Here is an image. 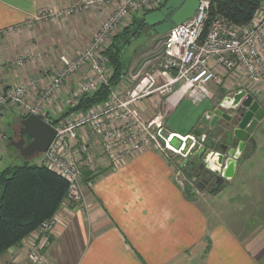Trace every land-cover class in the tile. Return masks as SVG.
<instances>
[{"label":"crops","instance_id":"obj_1","mask_svg":"<svg viewBox=\"0 0 264 264\" xmlns=\"http://www.w3.org/2000/svg\"><path fill=\"white\" fill-rule=\"evenodd\" d=\"M77 1L0 0V33L20 29L44 8L63 9ZM109 14L110 10L98 8L64 21H40L29 30L2 34L0 90L13 88L24 78L34 79L36 87L28 96L32 103L49 78L88 46ZM148 14L138 13L129 17L118 29L120 32L114 34L115 39H110L108 46L104 45V51L124 29ZM144 29L152 31L144 24L139 34L131 38L125 47L138 38ZM152 33L151 40L156 42L160 37ZM24 54L38 59L31 68L18 70L9 66ZM100 57L105 60L107 74L111 67L102 52ZM170 74L174 76L175 73ZM86 75L80 72L65 81L63 88L52 97L40 116L44 122L57 123L67 118H62L64 111L69 100L77 95ZM125 80L123 77L115 85L109 86V94L126 98L129 84ZM162 84V79L158 77L156 86ZM175 87L174 90L177 89ZM223 91L221 98L219 93L211 94L206 101L208 104L203 103L202 119L206 113L215 111L225 97L231 98L238 91L245 92L236 87H230L229 92ZM251 98L264 110L262 103ZM147 100V104L140 103L136 110L146 122L158 115L161 122L165 118V127L160 124L165 137L171 134H178V138L191 135L197 142L200 141L196 135L199 131L207 143L214 142L208 134L212 130L209 123L200 120L194 126L200 110H189L188 106L192 105L188 101L178 102L162 115V111L165 112V98L155 94ZM0 112V128L7 133V137L0 139L1 166L2 156L8 148L13 147L11 143L16 142L15 131L19 132L20 122L26 117L21 116L19 110L15 112L11 108ZM176 114H181L178 121L182 125L174 132L168 122L173 121L171 119ZM13 120L14 123L11 122ZM175 140L178 141V148L180 142ZM68 142L73 159L81 167L87 213L82 212L79 206L67 204L64 199L57 211L61 213V223L55 227L50 243L41 252V264H264V151L257 132L246 143L232 180L223 182L217 192L210 193L211 188H208L197 193L198 196L193 192L192 178L187 168L189 163L183 169L182 165L175 166L184 163L186 158L172 157L170 161L155 150H145L116 166L89 130L76 131ZM198 148L196 146L194 150ZM181 183L185 184V188L180 186ZM197 197H204L203 202H197ZM211 198L226 205L232 219L224 216L223 205L219 207L221 215L210 209L212 204L207 206L206 203ZM27 239L22 246L2 256L0 264H30L26 255L32 249V244Z\"/></svg>","mask_w":264,"mask_h":264},{"label":"built area","instance_id":"obj_2","mask_svg":"<svg viewBox=\"0 0 264 264\" xmlns=\"http://www.w3.org/2000/svg\"><path fill=\"white\" fill-rule=\"evenodd\" d=\"M197 1L198 7L193 17L158 38L154 53L135 63L129 78L138 81L134 86L128 83L126 98L111 93L106 101L88 112L75 114L57 123H47L54 128L55 138L41 155L39 164L66 181L67 204L79 206L82 212L87 213L80 185L81 172L68 142L69 136L76 131L87 128L94 133L104 153L116 166L145 150H155L171 161L172 157L187 158L196 138L191 135L178 138L180 145L173 148L172 137L166 139L163 134L160 115L148 122L142 119L136 110L137 105L152 95L164 97L169 107H175L183 100L192 106H199L211 98L208 85L214 83L224 90L230 87L242 89L245 94L264 105V1L260 2L251 20L242 26L231 23L221 13L213 11L210 0ZM166 2L167 0H79L63 9L44 8L20 29L1 32L0 36L19 32L40 21H64L98 8L110 10L88 46L49 78L47 85L32 103L25 98L30 89L31 92L35 89L34 80L21 82L0 95V110L11 106L21 107L25 112L24 114L19 110L21 116L40 118L65 81L80 72L87 75L83 78L77 95L69 100L68 106L75 107L78 98L95 92L100 86H108L105 60L100 57V53L112 37L113 31L121 27L129 17L158 11ZM33 58L35 59L33 55L19 57L12 62V66L21 68L25 63H34ZM150 62L152 68L147 70L148 67L145 66ZM171 72L175 73L174 76ZM157 76L163 81L158 87ZM188 142L190 144L187 146ZM57 216L55 214L42 222L29 238L32 249L26 258L30 264L42 263L41 252L51 241Z\"/></svg>","mask_w":264,"mask_h":264},{"label":"trees","instance_id":"obj_3","mask_svg":"<svg viewBox=\"0 0 264 264\" xmlns=\"http://www.w3.org/2000/svg\"><path fill=\"white\" fill-rule=\"evenodd\" d=\"M262 1L264 0H211V7L231 23L242 26L251 20ZM137 24V32L133 33L135 29L132 30L129 26L102 53L111 67L108 86H100L95 92L83 95L75 110H87L106 101L109 86L115 85L124 77L120 53L131 38L139 34L145 24L144 17ZM66 192V181L44 165L25 163L23 166H10L3 170L0 173V258L22 246L23 241L42 222L51 219L59 210Z\"/></svg>","mask_w":264,"mask_h":264},{"label":"water","instance_id":"obj_4","mask_svg":"<svg viewBox=\"0 0 264 264\" xmlns=\"http://www.w3.org/2000/svg\"><path fill=\"white\" fill-rule=\"evenodd\" d=\"M197 7V0H167L160 10L146 15L144 21L157 36L162 37L174 26L191 19ZM222 110L227 115L224 119L222 118L224 123L219 127L217 134L212 137L214 144H217V151H207L201 148L198 152V155L206 153L200 159L198 168L202 169L205 164V171L210 178H216L219 184L232 180L246 143L264 118V110L243 91L236 92L231 98L225 97L215 111L204 115L203 121L209 123L210 129L219 124L218 117ZM196 133L203 142L204 137L200 135L201 133L199 131ZM18 138V141L12 142L11 145L19 152L22 159H29L46 152L54 141L55 131L42 119L30 115L20 122ZM237 151L240 153L239 156L236 155ZM209 154L217 155L215 164L218 165V170L216 171L208 167ZM190 157L191 154L185 159L182 169Z\"/></svg>","mask_w":264,"mask_h":264},{"label":"rangeland","instance_id":"obj_5","mask_svg":"<svg viewBox=\"0 0 264 264\" xmlns=\"http://www.w3.org/2000/svg\"><path fill=\"white\" fill-rule=\"evenodd\" d=\"M211 1V0H210ZM140 15V14H139ZM47 22H49V21H47ZM137 23H139V20H135V22H134V24L131 26V28H132V30H134L135 28H136V26L138 25ZM122 27V26H121ZM121 27H119V28H121ZM118 27L113 31V35H111L112 37H110V39H112V38H114V34H116V33H119L120 31L118 30L119 29ZM27 30H29V29H27ZM131 30V31H132ZM133 33H135V32H137V29H135L134 31H132ZM139 32H140V30H139ZM138 32V33H139ZM128 34H130L131 35V33H129L128 32ZM130 35H127V36H130ZM153 36V33H152V31L151 30H149V29H144L142 32H141V34H140V36L138 37V38H136V39H134V40H132L131 41V43L127 46V47H125V49L123 50V53H122V60H123V64H124V71H123V73L125 74L124 75V78H126V79H129V81H127V83H129L130 82V85H131V83H132V85L134 86V85H136L137 84V81L138 80H131L130 78H129V73L132 71V69L134 68V66H135V63L139 60V59H145V57H149V56H151L153 53H154V51H155V49H156V42H152V40H151V37ZM110 39L106 42V44H105V46H108L109 45V41H110ZM130 42V41H129ZM105 46H103V49H102V53H103V51H104V48H105ZM147 52V53H146ZM27 55H30V56H32L31 54H24L23 56L25 57V56H27ZM138 57V58H137ZM135 58H137L135 61H134V63L132 62ZM17 59V58H16ZM15 60V59H14ZM13 60V61H14ZM33 60H34V63L36 62V60H38L36 57H35V59L33 58ZM141 60V61H142ZM140 61V62H141ZM15 62V61H14ZM33 62H29V63H25L24 64V66L23 67H21V68H17L16 66H12V65H9V66H11V68H13V69H18V70H22V69H24V68H31L30 66L32 65V64H34ZM133 63V64H132ZM152 62H150L149 64H147L145 67H148L147 68V70L148 69H150V68H152ZM111 72H110V70H108L107 71V74H106V77H107V79H108V84H109V78H108V76H109V74H110ZM34 79H31V78H24L23 79V81L22 82H24V83H28V82H31V81H33ZM131 80V81H130ZM126 81V80H125ZM17 85H19V84H17ZM179 86V84L178 85H176V87H178ZM175 87V88H176ZM63 88V87H62ZM223 87H219V86H216L214 83H209V85H208V89H209V91H210V93L211 94H215V93H219L218 94V96L220 95V98L222 97V96H224V91H223V89H222ZM10 89V88H9ZM7 90V89H2V90H0V95H4L7 91H10V90ZM12 90V89H11ZM226 91V90H225ZM31 92V89L29 90V93ZM227 92H229V89H227ZM27 94L26 95V100H28V101H30V99L28 98V95H30V94ZM222 93V94H221ZM70 96H72V95H70ZM80 99L81 98H78V103L75 105V107H71L70 105L69 106H67V109L64 111V115L62 116V118L63 117H70V116H73V115H75V114H81V113H85V112H88V111H90L92 108H94L95 106H93V107H89L87 110H75L76 108H77V106H78V104H79V101H80ZM147 102H148V100L146 101V100H144L142 103H141V105H143V104H147ZM206 103V102H205ZM206 104H208V103H206ZM140 106V103L137 105V108ZM204 104H200L199 106H188V108H189V110H193V109H197V108H199V118L195 121V123H194V126H196L197 124H199V122H200V120H202V122L204 123V121H203V119H202V112H203V108H204ZM10 108L12 109V110H14L15 112L16 111H18V110H20L21 112L23 111L24 112V110L23 109H21V107H15V106H11V107H7V108H3V109H1L0 111H6V110H10ZM170 108L171 107H169L168 105H165V107H164V111L165 112H163L162 111V115H164L165 113H168L169 112V110H170ZM63 111V110H62ZM1 113V112H0ZM29 113V112H28ZM24 114H25V112H24ZM43 114V113H42ZM41 115V114H40ZM197 115H198V113H197ZM53 117V116H52ZM181 118V114H176L175 116H173V118L171 119V120H173V121H170V122H168V126L169 127H171V129L174 131V132H177L176 131V128L178 127V126H181L182 125V123H179V119ZM63 120V119H62ZM12 123H14V120L13 121H11ZM197 122V123H196ZM7 123H10V121H7ZM186 124V123H185ZM161 125H163L164 127H165V125H166V120H165V118H164V120L161 122ZM187 125V124H186ZM82 129H87V128H82ZM88 130V129H87ZM90 131V130H89ZM91 132V131H90ZM15 137H14V139L17 141V139H18V132H16L15 131ZM92 133V132H91ZM257 133H258V137L261 139V144L263 145V151H264V118H263V120H262V122H261V125H260V127L257 129ZM95 137H97L94 133H92ZM4 136L5 137H7V133H6V130L5 129H3V128H0V139H2V138H4ZM71 136V135H70ZM69 136V137H70ZM178 136V134H171V135H168V137H165L166 139H168V138H170V137H172V142H171V145H172V147L173 148H176L177 146H178V141L177 140H175L176 138H178L177 137ZM189 136V135H188ZM186 136H184V137H181V138H185ZM98 139V138H97ZM190 143L188 142L187 143V146L189 145ZM107 156V155H106ZM3 157V159H2V163H1V168H0V172H2L3 170H5L6 168H8V167H10V166H12V167H19V166H23L25 163L26 164H29V165H31V164H38L39 162H40V160H41V156H38V157H34V158H29V159H22V158H20V156H19V152L14 148V147H10V148H8V150H7V152L2 156ZM110 159V158H109ZM180 165H183V162H181V164H179V165H175V166H180ZM181 167V166H180ZM180 167H178V169H180L181 170V168ZM79 169H80V172H82L81 171V167L79 166ZM80 185H81V179H80ZM189 185V184H188ZM223 186V185H222ZM221 186V187H222ZM81 187H82V185H81ZM181 187L182 188H185V184H182L181 183ZM186 187H187V184H186ZM82 191H83V189H82ZM193 192L195 193V195H197L198 196V194H197V192H196V190L194 189V187H193ZM202 192V191H201ZM201 192H199V193H201ZM84 195V194H83ZM66 196H67V192H66ZM200 196V195H199ZM191 198H193V197H191ZM198 199V201L197 202H199V203H202L203 202V198L204 197H197ZM213 198H211V199H209V201L206 203V205L207 206H209V204H212V206L210 207V209H212V210H214L215 211V213L216 214H222V211L220 210V206L221 205H223L224 206V209H225V212H223L224 213V216L225 215H227V218H230V219H232V215L226 210V205H224L223 203H217V201H215V200H212ZM225 204H227V203H225ZM228 210H230V209H228ZM62 211V210H61ZM236 210H234V212H235ZM57 217H55V219H56V221H55V225H54V229H55V227L59 224V223H61V219H62V217H61V213H57ZM53 229V230H54ZM52 233H53V231H52ZM32 236V235H31ZM30 236V237H31ZM29 237V238H30ZM12 251V250H11ZM10 251V252H11Z\"/></svg>","mask_w":264,"mask_h":264},{"label":"flooded vegetation","instance_id":"obj_6","mask_svg":"<svg viewBox=\"0 0 264 264\" xmlns=\"http://www.w3.org/2000/svg\"><path fill=\"white\" fill-rule=\"evenodd\" d=\"M218 105L216 106L217 108H218ZM226 115L227 114L223 110L219 114V117H218V123L219 124L217 125V127L210 130V132L208 133L211 136V138L214 137V135L217 134V132L219 131V127L221 126L222 123H224L222 118L224 119V117ZM260 125H261V123L256 127L255 132H257V129L260 127ZM211 142L212 143H210V142L207 143L206 138H204L203 142H200V141L195 142L194 147L191 149V151L189 153V155L191 154V157L188 159V161L186 163V164L189 163L187 168H189L188 171L190 172L191 178H192L191 182H192V185H193V187L197 193H199L203 190H206L208 188H211V190L209 191L210 193L217 192L221 189V186L223 185V184L217 183L216 178H210L209 174L205 171V169H206L205 164H203L202 169L198 168V165L200 163V159L202 157H204V155L206 154V153H202V154L198 155L200 148H204L207 151H212V150L217 151L216 150L217 144L215 145L213 141H211ZM27 143H29V142H27ZM196 146H199L200 148H198L197 150H194ZM193 150H194V152H192ZM187 158H188V156H187Z\"/></svg>","mask_w":264,"mask_h":264},{"label":"clouds","instance_id":"obj_7","mask_svg":"<svg viewBox=\"0 0 264 264\" xmlns=\"http://www.w3.org/2000/svg\"><path fill=\"white\" fill-rule=\"evenodd\" d=\"M239 154H240L239 151H237L236 155L239 156ZM216 159H217L216 154H209L207 164H208V167L212 169L213 171L218 170V165L215 164Z\"/></svg>","mask_w":264,"mask_h":264},{"label":"bare ground","instance_id":"obj_8","mask_svg":"<svg viewBox=\"0 0 264 264\" xmlns=\"http://www.w3.org/2000/svg\"><path fill=\"white\" fill-rule=\"evenodd\" d=\"M176 139H178V138H176Z\"/></svg>","mask_w":264,"mask_h":264}]
</instances>
